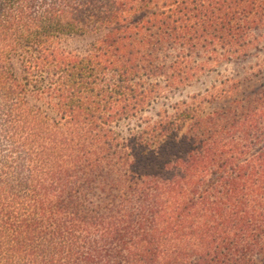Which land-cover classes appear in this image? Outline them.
<instances>
[{
    "label": "trees",
    "instance_id": "obj_1",
    "mask_svg": "<svg viewBox=\"0 0 264 264\" xmlns=\"http://www.w3.org/2000/svg\"><path fill=\"white\" fill-rule=\"evenodd\" d=\"M263 33L264 0H0V264L264 262V82L154 110Z\"/></svg>",
    "mask_w": 264,
    "mask_h": 264
},
{
    "label": "rangeland",
    "instance_id": "obj_2",
    "mask_svg": "<svg viewBox=\"0 0 264 264\" xmlns=\"http://www.w3.org/2000/svg\"><path fill=\"white\" fill-rule=\"evenodd\" d=\"M89 41H91V37L87 36L73 39L69 43L72 46L82 47ZM258 45V49L254 50L253 54L247 59L238 62L222 63L212 71L207 70L199 81L192 83L187 88L167 93L169 99L160 101L159 105L155 106L154 110L157 111L162 102L171 104L180 100H185L194 94L204 93L207 89L219 86L220 81L228 77L242 81V90L257 89L259 85L264 82V36L259 41ZM258 264H264V262H258Z\"/></svg>",
    "mask_w": 264,
    "mask_h": 264
}]
</instances>
